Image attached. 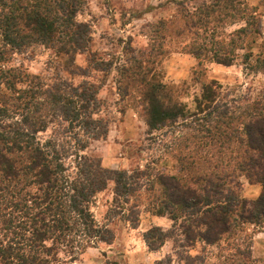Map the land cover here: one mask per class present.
Listing matches in <instances>:
<instances>
[{
	"label": "trees",
	"instance_id": "1",
	"mask_svg": "<svg viewBox=\"0 0 264 264\" xmlns=\"http://www.w3.org/2000/svg\"><path fill=\"white\" fill-rule=\"evenodd\" d=\"M178 5L187 11L186 31L197 29L192 31L188 54L199 62L207 58L217 65L231 66L234 46L240 48L237 40L247 32L257 33L255 11L246 0H182ZM79 6L80 0H0V66L6 63L7 52L19 54L21 48L32 44L49 49L56 58L66 57L67 63L68 59L74 62L77 55L89 56L91 33L75 20ZM239 21L245 26L229 37L224 38L223 32L211 37L206 33L212 23H217V28ZM21 78L19 70L0 68V87L13 91L8 96L0 95V264H71L86 248L99 243L111 245L114 234L108 224L118 219L136 229L140 207L132 202H138L154 186L160 191L147 203L154 209L153 216H167L173 221L182 217L186 222L182 233L191 243L209 247L227 241L233 246L246 226L263 230L264 115L255 112L258 102L249 106L250 99L236 101L237 111L240 104L245 105L240 112L219 111L217 105L211 109L218 96L215 82L202 87L192 113L164 110L149 96L144 103L146 124L156 130L159 124L170 122L171 136L177 138L175 151L184 159L190 158L198 139L204 142L202 149L211 148L220 139L226 143L219 158L204 159V168L194 160L195 155L189 162L195 169L193 174L187 171L179 176H152L145 170L107 169L82 154L90 139H104L108 131V122L92 118L98 114L100 101L90 83L64 85L62 92H57L44 80L25 76L29 85L21 90L16 88ZM46 109L51 122L58 126L40 141L37 135L49 125ZM17 113L21 115L19 121L5 123ZM189 119L192 122L188 123ZM69 158L73 159L72 166L65 164ZM241 177L259 186L256 199L246 200L237 193ZM109 184L114 196L110 215L99 220L93 206ZM252 237L246 250L247 245L235 249L241 263L251 262ZM167 238L158 226L142 234L149 252L158 251Z\"/></svg>",
	"mask_w": 264,
	"mask_h": 264
},
{
	"label": "rangeland",
	"instance_id": "2",
	"mask_svg": "<svg viewBox=\"0 0 264 264\" xmlns=\"http://www.w3.org/2000/svg\"><path fill=\"white\" fill-rule=\"evenodd\" d=\"M180 2L182 0H80L75 20L86 25L91 33V56L77 55L74 62L68 59L67 63L66 57L56 58L49 49L32 44L21 48L19 54L7 52L6 63L0 68L19 70L22 78L16 88L21 90L27 88L25 76L38 77L47 86H54L52 90L57 92H62L64 85L77 87L82 81L94 86L100 107L98 114L92 118L108 122V131L104 139H90L82 154L100 161L102 167L126 172L145 170L152 176H179L180 172L187 171L193 174L195 169L189 162L194 156L199 167L204 168V159L223 155L221 147H226L225 140L220 139L211 148L202 149L204 142L198 139L193 143L190 158L184 159L181 152L175 151L177 138L171 136L173 129L170 122L159 124L156 130L148 127L144 103L151 96L164 110L184 109L183 112L192 113L202 87L215 82L218 96L211 109L217 105L219 111L240 112L245 105L240 104L237 111L235 108L239 104L236 101L250 99L247 104L251 106V103L258 102L255 112L264 115V0H246L255 11L257 33L247 32L241 41L237 40L240 48L234 46V59L228 67L217 65L207 58L199 62L188 54L192 31L197 29L188 28L191 33L186 31L184 16L187 11L178 5ZM191 6L189 4L188 7L193 11ZM216 24H210L211 27L206 30L210 37L223 32L226 38L245 26L243 21L215 28ZM59 84L63 86L58 88ZM12 92L5 86L0 87L1 97ZM21 111L17 109V112ZM48 111L46 109L45 114L49 125L45 132L37 135L40 141L50 136L58 126L56 122H51ZM236 115L241 118V114ZM20 119L21 115L17 113L6 118L5 123ZM187 122H192V119ZM233 145L236 146V141ZM65 164L72 166L73 159L69 158ZM239 185L241 187L235 190L246 200H254L260 194L259 186L248 184L243 177L239 178ZM159 191L160 188L154 186L138 202H132L140 207L136 229L114 219L107 226L114 234L112 244L99 243L86 248L71 264H244L241 257L235 254V249L242 250L247 245L243 249L246 250L252 233L261 228L257 230L256 227L246 226L239 235V242L233 246L227 241L220 242L219 247L191 243L182 233L186 225L182 217L173 221L167 216H153L154 209H150L147 203ZM113 198L109 184L108 189L96 197L93 206L95 218H109V205ZM156 226L162 228L168 238L158 251L149 252L142 234ZM261 239L264 240V235ZM251 256V264H264V249H257L255 254L253 251Z\"/></svg>",
	"mask_w": 264,
	"mask_h": 264
},
{
	"label": "crops",
	"instance_id": "3",
	"mask_svg": "<svg viewBox=\"0 0 264 264\" xmlns=\"http://www.w3.org/2000/svg\"><path fill=\"white\" fill-rule=\"evenodd\" d=\"M245 195V194H244ZM262 235H264V230L260 231V232H257L253 237H252V243H251V253H253L254 251V254L255 252L257 251V249L259 248H262L264 249V240L261 239L262 238Z\"/></svg>",
	"mask_w": 264,
	"mask_h": 264
}]
</instances>
